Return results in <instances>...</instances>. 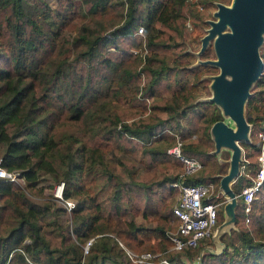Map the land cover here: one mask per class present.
<instances>
[{
    "label": "trees",
    "instance_id": "16d2710c",
    "mask_svg": "<svg viewBox=\"0 0 264 264\" xmlns=\"http://www.w3.org/2000/svg\"><path fill=\"white\" fill-rule=\"evenodd\" d=\"M30 1L0 0V162L8 170H18L30 189L38 188L42 177L51 174L65 182L63 197L77 201L71 209L70 226L64 217L67 207L58 205L54 196L43 195L42 202L35 201L24 189L0 178V264H106L109 260L118 264H155L157 260L125 262L122 257L126 250L116 237L141 251L167 247L171 244L166 227L168 217L173 214L172 207L161 197L160 222L154 226L137 222L134 217L126 218L125 211L139 207L135 198L128 197L129 191L124 192L127 201L123 200L126 183L115 182L113 197L108 198L113 207L108 208L103 190L115 175L106 164L109 159L118 160L110 143L122 138H138L144 142L151 165L172 160L182 163L167 152L175 135L162 132L173 118L178 129L183 128L182 136L187 137L183 141V152L203 162L199 172L186 175L182 181L196 184L219 179L227 173V167H221V159L211 149L215 143L211 128L226 117L218 104L194 92L205 85L206 72L216 70V66L197 63L196 56L189 50L177 54L172 61L169 56L161 58L157 52L172 47L158 42L161 36L158 25L171 27L186 14L199 22L203 17L191 4L192 0H82L89 13L84 12L82 4L69 0L65 9H59L56 15L49 3ZM196 1L209 4L218 0ZM117 12L121 19L115 22L111 18L116 17ZM75 18L83 23L71 40L68 30L70 21ZM107 20H112L113 28L104 32ZM141 25L148 34L147 43L153 55L149 53L143 67L150 76L144 94H155L156 87L164 80L173 81L169 82L173 91L170 98L157 106L167 113L166 118L154 116L130 122L123 118L125 106L120 100L141 108L136 99L139 87L132 83L137 74L132 66L113 60L104 50L109 46L120 49V41L124 39L131 40L132 46H142L143 41L137 38ZM72 48L75 55L70 59ZM261 55L264 57V52ZM82 59L88 63L96 61L98 65L82 73L77 65ZM90 71L99 74V78ZM246 104L252 139L242 141V146L249 149L252 156L253 151L260 149L253 136L264 131V72ZM82 127L85 133L91 132L92 137L97 135L100 142L83 143ZM193 132L198 134L197 139L190 138ZM247 155L245 153L241 172L233 182L238 193L253 183L259 168L258 157L249 160ZM131 175L134 177L135 173ZM178 177V174L165 175L148 182L145 189L156 193L157 188H163ZM85 182L102 188L87 187ZM42 189L38 188L41 194ZM222 214L220 208L218 225ZM236 215L240 243L221 237L222 248L202 254L197 264L211 260L215 264H264V183L249 211L245 210L243 197H238ZM244 218H249L250 226L245 225ZM113 232L115 236L107 234ZM97 234L102 235L95 238L89 252L84 254L83 244ZM194 249L179 253L192 259ZM165 257V264H188L172 256Z\"/></svg>",
    "mask_w": 264,
    "mask_h": 264
},
{
    "label": "rangeland",
    "instance_id": "374dc122",
    "mask_svg": "<svg viewBox=\"0 0 264 264\" xmlns=\"http://www.w3.org/2000/svg\"><path fill=\"white\" fill-rule=\"evenodd\" d=\"M37 1H44L50 4V6L56 10L54 11L55 15L59 9H65V5L68 4L69 0H32L30 2L32 3H37ZM76 4H82V9L84 12L88 11V7L85 2L82 0H74ZM222 1H214L209 4H205L203 1L198 3L196 0H192L191 4L196 6L198 11L201 16L203 17L202 21L199 22L196 20L195 17H192L191 15L187 16L184 15L180 17L181 19H178L173 26L167 27L158 25V27L161 29V36L159 38L158 42H162L165 44H170L172 46L169 50H164V49H158L157 51L159 53V56L161 58L167 57L170 61H172L173 58H176L177 54L189 50L194 53L196 56V61L197 63H202V64H213L212 61L218 59V51L216 49L215 41L218 36L216 34L213 38L209 39L205 47H203V37L209 32V28H211L212 21H216L218 19V16L216 15V12L219 10L218 4L221 3ZM233 0H225V4L231 5ZM31 6V5H30ZM122 10V9H120ZM119 14V15H117ZM116 17L111 18L112 20H115V22L119 21L121 19V14L119 12L114 15ZM123 16V15H122ZM74 16H72L73 18ZM57 18V17H56ZM88 18V17H87ZM112 20H107V29L104 30V32H109L113 26L111 21ZM71 22V27L68 30V34L70 36V39L73 40V37L81 30V25L83 22L81 20H78L77 18L73 19L70 21ZM144 27V25H141ZM139 26L138 29L141 27ZM231 28L229 25L225 27L223 32H228L230 31ZM138 40L143 41L142 46H132V41L131 40H121L120 41V49H117L115 46H109L107 50H104V53L108 54L109 56L111 55V58L113 60L119 61L122 60L124 65L126 66H132L131 68L133 69L134 72H136L137 76H135L132 79V83L134 85H138L139 90L136 93V99L137 102L141 103V108L139 109L138 107L134 106L132 102L130 101H125L124 99H121L120 102L125 106V108L122 110L123 112V118L126 119L127 121H139L142 119H148L150 117L154 116H160L163 118L167 117V113L165 111H162L159 109L157 106L162 104L165 100L170 98V95L172 94V86L170 85V81L173 82L172 80H164L160 85H158L155 89V94H144V88H146L148 82L150 81V76L147 70L143 69V67L146 64L147 61V56L149 55V45L147 43V37L148 34H146L145 30L143 32H138ZM259 51L262 54L264 52V30L262 31V42L259 47ZM131 54H129V53ZM75 55L74 48L71 50V55L70 59H72ZM151 56H153L150 53ZM263 57V56H262ZM264 59V57H263ZM172 64V62H171ZM79 69L82 71V73H85L88 69L93 67L94 65H98L95 62L88 63V61L82 59V61H79L77 64ZM216 66V70L209 71V73L206 72L205 74V85L201 86L200 88L194 89V92L201 98H210L214 95V91L212 88V83L214 81V77L218 74L221 73V67L219 65L213 64ZM92 75H95L96 78H99V74L94 73L90 71ZM225 77L230 78V74L225 75ZM257 80L252 82L251 85V90L253 89L255 83ZM128 89V85H127ZM125 101V103H124ZM247 104L244 103V113L246 115V110H247ZM156 106V108L154 107ZM226 117V116H225ZM226 122H228L230 125L236 127V123L233 119L226 117L224 119ZM184 126L187 125L186 122L182 123ZM121 125H119L120 128ZM251 129L250 128V140L252 139L251 135ZM170 132L175 135V140L171 144L173 145L177 138L180 137L183 141L187 140V137L184 138L182 136L183 128L181 130L178 129L177 122L171 118L170 119V125L166 129H164L162 132ZM182 131V132H181ZM264 132L263 130L258 132V134L253 136L256 141L258 140V145L260 149H257L253 151V155L250 156V151L249 149H245L242 146V142H240V145L242 147V160L245 158V153L248 156L249 160H256L257 157L259 156V153L263 147V142L261 141V135L260 133ZM187 135V134H186ZM185 135V136H186ZM258 136V139H257ZM190 138L192 139H197L198 134L193 132L190 135ZM100 138L95 135L94 137L91 136L90 133H85L84 128L82 127V141L83 143H87L88 145H96L100 142ZM249 140V141H250ZM247 141V142H249ZM105 144V143H104ZM111 147L115 151L116 157L118 160L112 161L109 159V162H107L106 166L110 172H112L115 175V179L112 180V182L108 181V184H106L105 189L103 190V197L106 198V200L109 197H113V188L115 185V182H124L126 183L124 188H123V194L124 192H128V197L135 198L136 203L138 205V209H130L128 211H125L124 217L126 218H131L134 217L137 222H143L148 226H154L156 225L159 221V210L161 208V201L164 199V201L169 202L170 206L173 207L176 205L179 194H180V189L177 186H173L172 182H169L167 185L163 186V188H157L156 193L153 191H146L145 186L148 185V182L150 181H157L163 178V176H174L177 175L180 176V174L184 170V166L182 163H179L175 160H172L170 163L167 164H157V165H151L149 157L146 155L144 149L145 145L144 142L140 139H129V138H122V139H117L111 141ZM169 145V147L171 146ZM103 146V145H102ZM168 147V148H169ZM167 148V152H168ZM214 149L216 154L219 156L221 159V163L224 169L227 167V172L229 171L230 167V159H231V153L232 150L231 148L225 146L222 147L220 151H216V145L215 143L211 147V149ZM170 154V153H169ZM242 162V161H241ZM134 172L135 176L133 177L131 173ZM199 172V171H198ZM197 173V172H196ZM105 175V173H104ZM224 175V174H223ZM222 175V176H223ZM214 178V179H209L206 182H211L214 187H213V194L215 195L217 191L220 188V179L221 177ZM106 178L104 179V181ZM64 181L60 180L58 181L54 176L51 174H46L42 177L41 182L38 184V188H43V193L41 194L40 191H38V188L35 189H30L28 187L27 182H20L19 184L16 183L14 184L16 187L24 189L29 197L35 201L42 202L44 196H54V201L58 205H64V206H71V204L75 201H77L76 198H71L68 200H64L62 198V193L61 189L60 192H58V186L65 184ZM144 183V185H140ZM90 183V184H89ZM85 182L87 187H92L94 189H101V186H98L95 183L91 182ZM120 186V184H119ZM171 186L174 189H170ZM62 188V186H61ZM234 189V187H233ZM163 199H162V198ZM125 198L126 194L123 196V200L127 201ZM223 198V196H221ZM225 199V198H224ZM109 199L107 201V206L108 208H112L113 206L109 205ZM225 204H223V214L221 215L220 218V223L219 225H216L217 231L214 236L211 238L207 239L206 241L202 242L199 247L195 248L192 250V253L194 254L193 263L191 258H187L185 254L178 253V252H173V251H167L170 248L169 244L167 247L163 249H157L156 251H165L164 256H172L175 257L176 260H179L180 262H185L188 264H197L200 262V259L202 254H205L206 252H213L215 250H219L222 248V243L221 237H224L228 239L229 241H233L236 244L240 243L239 239V233H240V228L238 225H236V221L233 222L230 225L225 224L224 222L229 219V215L225 212ZM238 204V201H237ZM235 206V211L236 207ZM125 209V205L123 204V210ZM139 210V212H138ZM145 212V215H144ZM120 215H117V218H119ZM64 217L66 221L69 222L70 226H72V213L70 210L66 211L64 214ZM237 217V215H236ZM247 217V216H246ZM245 220V225L250 226V222L248 221L247 218H244ZM175 217L173 214H170V216L167 219V227H166V236L168 237V231L172 229V227L175 226ZM223 226L221 230H218L219 226ZM114 233V232H113ZM55 242L58 241V239H54ZM128 246V245H127ZM129 247V246H128ZM131 248V247H130ZM233 249V247L231 246ZM133 249V248H132ZM231 249V250H232ZM136 251H141L134 249ZM150 249H145V251H148ZM200 252V253H198ZM204 252V253H202ZM198 253V254H197ZM122 259L126 262L127 260H131L126 253H124ZM133 262V261H132ZM135 263V262H134ZM165 264L163 261H157L155 264ZM106 264H118L114 261H108ZM207 264H215L212 260L209 261Z\"/></svg>",
    "mask_w": 264,
    "mask_h": 264
},
{
    "label": "water",
    "instance_id": "95a60500",
    "mask_svg": "<svg viewBox=\"0 0 264 264\" xmlns=\"http://www.w3.org/2000/svg\"><path fill=\"white\" fill-rule=\"evenodd\" d=\"M218 6V19L211 22L209 32L203 37V47L218 34L215 41L218 59L212 62L219 65L222 71L214 77V95L209 99L236 123L234 127L225 120H219L211 128L216 151L225 146L232 150L229 171L220 179L221 188L229 198L224 207L229 215V219L224 222L225 226L236 220L238 197L231 183L240 173V142L250 140L251 125L244 113V103H247L251 95L252 82L264 72V59L259 51L264 30V0H234L232 5L221 2ZM227 25L231 30L223 32ZM227 74L231 77H225ZM223 226H219L218 230Z\"/></svg>",
    "mask_w": 264,
    "mask_h": 264
},
{
    "label": "built area",
    "instance_id": "2783aa9c",
    "mask_svg": "<svg viewBox=\"0 0 264 264\" xmlns=\"http://www.w3.org/2000/svg\"><path fill=\"white\" fill-rule=\"evenodd\" d=\"M143 31L144 27L141 26L138 32ZM260 135L263 147L258 156L259 168L254 176V181L252 184L243 187L239 193L237 192V197H243L246 211L251 209V204L256 197V193L264 183V132H261ZM182 145L183 140L178 137L176 142L168 148V153L178 157L184 166V170L178 179L172 182L173 186L179 187L180 194L176 205L173 207V215L176 223L167 234L171 243L167 251L178 253L186 249L196 248L202 242L215 235L217 231L216 225L218 224V211L229 200L221 185L214 195V185L211 182L187 184L182 181L186 175L194 174L203 168V162L197 157L184 153ZM0 178L10 181L13 184L26 182L25 177L18 170H8L1 162ZM63 188L64 184H62L61 188L62 198L68 200L63 197ZM75 203L76 201L71 206H66L67 209L71 211ZM247 219L249 220V218ZM107 234L115 236L114 233ZM100 235L102 234H97L95 237L86 240L83 244L84 254L89 252L95 238ZM116 238L120 245L125 248L128 257L135 263H153L155 260L163 261L164 263L167 262L164 256L165 251H136L128 247L120 238Z\"/></svg>",
    "mask_w": 264,
    "mask_h": 264
},
{
    "label": "bare ground",
    "instance_id": "6f19581e",
    "mask_svg": "<svg viewBox=\"0 0 264 264\" xmlns=\"http://www.w3.org/2000/svg\"><path fill=\"white\" fill-rule=\"evenodd\" d=\"M233 2H234V0H233ZM233 2H232V4H233ZM232 4H231V5H232ZM61 186H62V185H59V186H58V190H59L58 192H60Z\"/></svg>",
    "mask_w": 264,
    "mask_h": 264
},
{
    "label": "crops",
    "instance_id": "0c3cea01",
    "mask_svg": "<svg viewBox=\"0 0 264 264\" xmlns=\"http://www.w3.org/2000/svg\"><path fill=\"white\" fill-rule=\"evenodd\" d=\"M231 186H232V188H233V183H231ZM228 201V200H227ZM227 201H226V203H227Z\"/></svg>",
    "mask_w": 264,
    "mask_h": 264
}]
</instances>
